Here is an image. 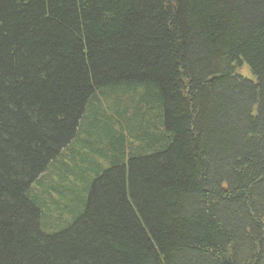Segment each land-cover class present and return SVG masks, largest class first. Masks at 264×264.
<instances>
[{
	"label": "trees",
	"instance_id": "16d2710c",
	"mask_svg": "<svg viewBox=\"0 0 264 264\" xmlns=\"http://www.w3.org/2000/svg\"><path fill=\"white\" fill-rule=\"evenodd\" d=\"M0 264H264V0H0Z\"/></svg>",
	"mask_w": 264,
	"mask_h": 264
},
{
	"label": "rangeland",
	"instance_id": "374dc122",
	"mask_svg": "<svg viewBox=\"0 0 264 264\" xmlns=\"http://www.w3.org/2000/svg\"><path fill=\"white\" fill-rule=\"evenodd\" d=\"M242 71H243L244 73L246 72V70H245V69H243ZM246 74H247V75H249V72H246ZM46 180H47V179H46Z\"/></svg>",
	"mask_w": 264,
	"mask_h": 264
}]
</instances>
